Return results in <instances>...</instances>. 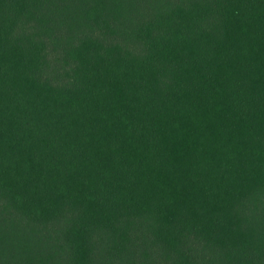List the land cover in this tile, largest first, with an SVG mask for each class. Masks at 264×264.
Here are the masks:
<instances>
[{
	"label": "trees",
	"instance_id": "16d2710c",
	"mask_svg": "<svg viewBox=\"0 0 264 264\" xmlns=\"http://www.w3.org/2000/svg\"><path fill=\"white\" fill-rule=\"evenodd\" d=\"M0 264H264V0H0Z\"/></svg>",
	"mask_w": 264,
	"mask_h": 264
}]
</instances>
